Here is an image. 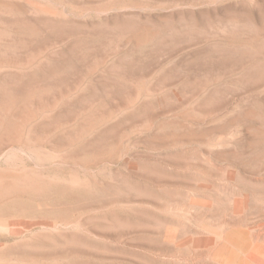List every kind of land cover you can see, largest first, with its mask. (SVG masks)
Listing matches in <instances>:
<instances>
[{
	"label": "rangeland",
	"instance_id": "1",
	"mask_svg": "<svg viewBox=\"0 0 264 264\" xmlns=\"http://www.w3.org/2000/svg\"><path fill=\"white\" fill-rule=\"evenodd\" d=\"M0 264H264V0H0Z\"/></svg>",
	"mask_w": 264,
	"mask_h": 264
}]
</instances>
